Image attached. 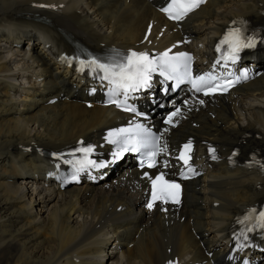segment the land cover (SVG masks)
<instances>
[{
	"label": "bare ground",
	"instance_id": "1",
	"mask_svg": "<svg viewBox=\"0 0 264 264\" xmlns=\"http://www.w3.org/2000/svg\"><path fill=\"white\" fill-rule=\"evenodd\" d=\"M161 4L0 0V264H193L206 260L204 248L218 260L240 213L264 203V74L235 90L236 96L190 114V122L171 134L177 143L187 137L198 145L204 142L199 153L206 176L186 184L181 211L167 221H161V213L143 210L146 185L124 160L112 166L109 180L64 192L44 187L39 170L51 164L50 152L76 146L81 139L99 145L121 117L95 101L85 108L84 88L57 65L56 57L78 46L95 53L163 49L179 40L180 32L161 34L163 27L173 29L156 12ZM263 13L264 0H209L182 31L192 39L191 47L201 46V54L234 19L262 25ZM5 29L35 44L30 62L17 41L4 38ZM257 56L264 70V50ZM21 66L30 74L31 89L24 92L12 83ZM55 97L59 100L50 105ZM234 149L239 155L232 166ZM98 152L106 158L102 147ZM256 158L262 159L260 166ZM127 172L131 176L123 178Z\"/></svg>",
	"mask_w": 264,
	"mask_h": 264
},
{
	"label": "snow or ice",
	"instance_id": "2",
	"mask_svg": "<svg viewBox=\"0 0 264 264\" xmlns=\"http://www.w3.org/2000/svg\"><path fill=\"white\" fill-rule=\"evenodd\" d=\"M200 2L202 0H172L168 7L163 8L162 11L170 19L180 20L192 8L198 6ZM40 6L44 7V5ZM222 45H227V51L221 56V59L225 61V66H227V61L231 60L234 63L239 58L242 49L254 47L255 41L251 37H242L240 29H234L229 31L220 41V44L217 45L218 52L221 51ZM191 62L192 57L186 52L170 56L169 52L166 51L158 58L153 59L147 52L129 51L128 53H121L114 51V54L108 57L106 62H101L99 58L93 57L87 61L79 60V65L81 71L87 68L92 73L98 74L101 80L107 81L111 85L108 93L109 103H114L125 111L135 112V108L127 103L129 96L142 88L149 87L152 73L156 71H159L160 75L166 80H175L177 85L187 79L197 92H203L204 95H209L217 90L226 92L233 85L232 80L213 75L211 72L193 78ZM217 63H219V60ZM120 97H123V99H120ZM200 103H203V101H200ZM178 113L179 109L172 116ZM172 116L168 117L166 123H172ZM105 139L108 143L117 145L119 151L113 154L114 157L118 158L129 151L140 152L150 168L156 166V157L166 149V145L163 147L160 145V137L154 136L143 125L139 124L133 128H120L110 131ZM144 149H147V151H143ZM184 149L185 151H182L178 158L187 165L190 159L187 153L191 151V141L184 145ZM76 151L83 154L82 158L65 160L64 162L73 164L77 173L86 168L105 167L104 163L97 164L96 161L89 158L94 151L93 146L80 147ZM212 151L214 152V149ZM215 158L213 156V159ZM143 166L144 161L141 162V167ZM165 166H167L166 162ZM261 167L264 168V165H261ZM188 171L192 172L193 169L189 167ZM73 178H75V175ZM150 179L152 188L149 208H152L157 200L167 203L169 199H172L174 202L179 203V184L165 179V173L163 172L154 179ZM255 211V209L251 210L252 213H255ZM253 219L256 221L254 226L264 228V211H260L255 217L249 214L239 222L244 223ZM251 230V227L248 228V231ZM241 235L244 234L241 233ZM244 238L247 239V236H244Z\"/></svg>",
	"mask_w": 264,
	"mask_h": 264
}]
</instances>
